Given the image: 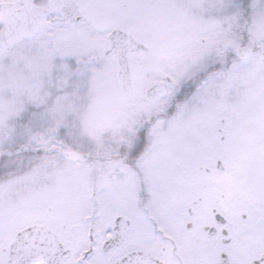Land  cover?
Returning a JSON list of instances; mask_svg holds the SVG:
<instances>
[{
  "label": "snow or ice",
  "instance_id": "1",
  "mask_svg": "<svg viewBox=\"0 0 264 264\" xmlns=\"http://www.w3.org/2000/svg\"><path fill=\"white\" fill-rule=\"evenodd\" d=\"M0 264H264V0H0Z\"/></svg>",
  "mask_w": 264,
  "mask_h": 264
}]
</instances>
